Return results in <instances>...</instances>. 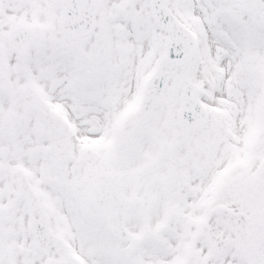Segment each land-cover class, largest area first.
<instances>
[{
    "label": "snow or ice",
    "instance_id": "obj_1",
    "mask_svg": "<svg viewBox=\"0 0 264 264\" xmlns=\"http://www.w3.org/2000/svg\"><path fill=\"white\" fill-rule=\"evenodd\" d=\"M0 264H264V0H0Z\"/></svg>",
    "mask_w": 264,
    "mask_h": 264
}]
</instances>
